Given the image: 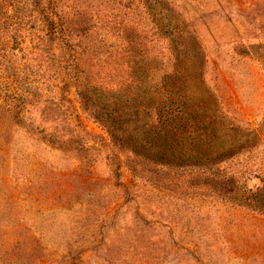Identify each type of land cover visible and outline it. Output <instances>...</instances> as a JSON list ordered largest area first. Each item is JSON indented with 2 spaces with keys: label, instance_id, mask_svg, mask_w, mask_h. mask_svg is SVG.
Listing matches in <instances>:
<instances>
[{
  "label": "rangeland",
  "instance_id": "374dc122",
  "mask_svg": "<svg viewBox=\"0 0 264 264\" xmlns=\"http://www.w3.org/2000/svg\"><path fill=\"white\" fill-rule=\"evenodd\" d=\"M63 1L72 47L105 93L134 86L138 54H166L167 42L152 46L166 37L152 7L190 48L188 87L215 104L217 131L234 141L263 121L264 0ZM50 50L0 63L11 79L19 71L16 84L0 78V264H264V145L220 160L189 113L170 133L186 156L162 162L107 131L74 88L62 98L51 79L63 51ZM244 186L253 194L238 199Z\"/></svg>",
  "mask_w": 264,
  "mask_h": 264
},
{
  "label": "trees",
  "instance_id": "16d2710c",
  "mask_svg": "<svg viewBox=\"0 0 264 264\" xmlns=\"http://www.w3.org/2000/svg\"><path fill=\"white\" fill-rule=\"evenodd\" d=\"M63 11V0H0V63H4L9 56L34 61L36 56H43L47 49L51 48L52 51L55 47L61 48V56L54 57L56 72L53 75H56V79L52 78L51 81L54 84L58 80L63 83L62 98L66 97L69 87L74 88L83 106L105 123L107 131L120 139L133 141L149 154L156 152L162 162L186 156L183 154L182 141L175 140L171 134L175 129L180 133L185 128L188 129L189 113L193 114L190 119L195 132L202 130L204 133L199 135L201 146L206 149V153H210L212 149L216 151V155L220 154V160L237 149L246 151L259 142L264 145V117L257 128L239 130L234 141L226 139V135L217 131L218 127L212 121L215 116L209 114V111L215 110V104L208 101L201 103L198 92L191 91L188 87L187 77L192 58L190 48L174 36L178 27L174 26L172 19L164 24L163 11L149 8L152 13L149 22L166 35L165 38L157 36L154 44L150 45L155 49L167 42L166 54L159 50L152 54H138L136 59L139 67L135 69L134 86L123 88V85H115L107 93L100 87L97 88L96 80L93 83L92 77L98 76L97 69H94L96 67L86 69L81 54L73 49ZM143 39L145 38L139 40L141 44L144 43ZM26 40L32 48L27 54L22 47ZM170 44L174 46L172 49ZM1 50L4 52L1 53ZM17 75L19 71L11 79L2 72L0 78L16 84L19 81ZM124 113L128 117L132 114L136 117L144 116L143 127L137 125L138 121L134 125L131 122L121 124L123 116L120 115ZM219 124L220 127L224 126L221 122ZM256 178L261 183V188L258 187L256 193L264 195V172ZM243 188H238L234 194L238 199L245 200L248 193H253L245 189V186ZM257 203L261 204L262 200L257 199Z\"/></svg>",
  "mask_w": 264,
  "mask_h": 264
}]
</instances>
